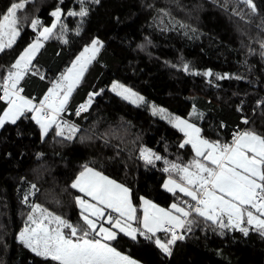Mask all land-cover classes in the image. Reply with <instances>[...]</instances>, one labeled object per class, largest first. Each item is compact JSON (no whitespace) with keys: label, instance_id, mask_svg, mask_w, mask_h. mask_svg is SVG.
Listing matches in <instances>:
<instances>
[{"label":"trees","instance_id":"trees-1","mask_svg":"<svg viewBox=\"0 0 264 264\" xmlns=\"http://www.w3.org/2000/svg\"><path fill=\"white\" fill-rule=\"evenodd\" d=\"M14 3L24 4L17 9L19 36L0 52V84L43 27L55 22L51 13L62 10L60 23L19 84L21 95L37 104L93 40L103 47L59 117L77 131L69 132L61 123L63 135L56 126L43 135L31 112L0 130V264H55L25 247L19 234L37 204L83 225L76 203L83 194L71 185L85 165L129 188L140 218L141 198L164 208L193 202L164 189L167 177L180 181L171 164L188 165L195 158L190 144L180 147L184 133L114 94V82L197 125L209 142L231 144L233 132L240 131L264 137V0H252L255 10L245 0H84L83 5L80 0H0V18ZM82 6L86 17L67 15ZM175 13L222 32L239 46ZM34 19L41 22L36 30ZM90 97V106L80 111ZM7 107L0 99V116ZM144 149L161 159L148 164L141 156ZM187 221L184 239L171 245V256L154 243L157 237L170 238L163 232L151 240L119 234L110 243L141 264H264V229L245 223V235L195 213Z\"/></svg>","mask_w":264,"mask_h":264},{"label":"snow or ice","instance_id":"snow-or-ice-1","mask_svg":"<svg viewBox=\"0 0 264 264\" xmlns=\"http://www.w3.org/2000/svg\"><path fill=\"white\" fill-rule=\"evenodd\" d=\"M93 2L99 3V0ZM80 3L83 5L84 0H80ZM245 3L255 10L252 0H245ZM23 7V3H14L7 14L0 18V52L6 47L10 48L19 35L17 9ZM51 15L55 17V22L51 27H43L36 41L11 65L12 70L7 72L4 82L0 84V91L3 92L0 99L5 100L8 105L7 110L0 116V128L6 122L15 124L25 112H32L34 115L31 118L39 125L44 135H47L52 126L59 130L58 135H63L65 128L61 123L69 132L77 131L76 127L67 121L60 122L59 117L65 111L87 66L103 47L98 39L84 48L72 67L52 85L39 104H34L32 100L20 95L23 91L19 87L20 81L30 71L36 53L43 46L40 37L45 40L49 38L52 30L61 21L62 10L58 7ZM67 15L83 18L88 15V11L82 6L79 12L69 11ZM40 23L38 19H34L31 23L33 30H36ZM5 36L8 37L6 42ZM187 70L186 65L185 71ZM206 75L210 76L211 72ZM117 89H122V92ZM113 91H117L118 95L123 94L124 99L137 97L136 93L123 88L122 85L114 84ZM91 102L90 97L87 104L81 106L80 111H86ZM132 102L135 103V100ZM174 126L186 137L180 147L190 144L196 159L188 165L171 164V169L180 174L182 183L169 177L164 187L173 194L178 190L194 203H188L187 208L173 204V212L141 198L144 207L140 218L132 203L130 189L85 165L71 185L83 193V197L76 198V203L81 209L83 225H73L38 204L32 205L33 213L39 212L40 215L36 218L31 214L28 216L29 223L19 234L20 242L36 256L51 260L55 264H137L110 243L117 239L118 233H123L133 240H136L137 234L150 240L158 232L170 234L167 241L157 237L154 243L163 253L171 256V245L184 239L176 229H182L188 223L186 218L193 213L220 228H236L245 235L249 230L248 227L241 226L245 223L256 229H264V137L245 131L236 136L231 144H221L203 139L199 128L179 117L175 118ZM66 138L71 139L72 136ZM141 156L148 164L153 163V158L161 159L148 149L142 150ZM169 170L164 169L165 172ZM111 213L117 215L114 217ZM225 217L227 224L224 223ZM101 220L111 227L98 225ZM137 221L141 227H132V222Z\"/></svg>","mask_w":264,"mask_h":264},{"label":"rangeland","instance_id":"rangeland-1","mask_svg":"<svg viewBox=\"0 0 264 264\" xmlns=\"http://www.w3.org/2000/svg\"><path fill=\"white\" fill-rule=\"evenodd\" d=\"M178 17H180L181 19H183V20H186L187 22H189L190 24H192L193 26H195L196 28H198L199 30H201V31H203V32H205V33H207V34H209L210 36H212V37H214V38H216V39H218V40H220V41H222V42H224V43H226V44H228V45H230V46H232V47H234V48H237L238 46H239V43L236 41V40H234V39H232L231 37H229V36H227V35H225V34H223L222 32H220V31H218V30H216V29H214V28H212V27H210V26H208V25H206V24H203V23H200V22H193V21H190V20H188L184 15H182V14H179V13H175ZM43 30V29H42ZM41 30V31H42ZM53 31V30H52ZM52 34V33H51ZM19 36V35H18ZM18 36H16V38H15V41H16V39L18 38ZM51 36V35H50ZM50 36H49V38H50ZM48 38V39H49ZM7 39H8V37L7 36H5L4 37V40H5V42L7 41ZM40 39H41V42H42V44H44V42L46 41V40H48V39H44L43 37H40ZM97 40V39H96ZM36 41V40H35ZM34 41V42H35ZM100 41V40H99ZM33 42V43H34ZM33 43H31V44H33ZM30 44V45H31ZM29 45V46H30ZM28 46V47H29ZM27 47V48H28ZM89 47V46H88ZM41 49V48H40ZM39 49V50H40ZM100 51V50H99ZM39 52V51H38ZM38 52L36 53V55H35V58H36V56H37V54H38ZM99 53V52H98ZM98 55V54H97ZM97 55H96V57H97ZM95 57V58H96ZM35 58H34V60H35ZM34 60L32 61V64H33V62H34ZM94 60H92L91 61V63L93 62ZM90 63V64H91ZM89 64V65H90ZM88 65V66H89ZM88 66H87V68H88ZM70 67H72V65L70 66ZM85 73V72H84ZM61 78V77H60ZM59 78V79H60ZM114 84H117V85H122L123 86V88H127V89H130L132 92H134V93H136L137 94V97H142L143 99L142 100H140V99H137V97H130L129 99H124V95L122 94V95H118L117 94V91H121L122 92V89H117V91H113V85ZM110 90L114 93V94H116L117 96H119V97H121L122 99H124V100H126V101H128V102H130L131 104H133V105H135V106H137V107H140V108H145V109H147V110H149V112L151 113V114H153V115H156L158 118H160L161 120H164L165 122H167V123H169L170 125H173L174 126V120H175V118L176 117H179V116H177L176 114H173L172 112H170L168 109H165V108H163V107H160V106H158V105H156V104H154V103H152V102H150V101H148L145 97H143V96H141L140 94H138L137 92H135L134 90H132L131 88H129V87H127L126 85H123V84H121V83H119V82H114L112 85H111V87H110ZM20 95H21V93H20ZM133 100H135V103H133L132 101ZM33 103L34 104H37V103H35L34 101H33ZM161 110H163V111H161ZM32 113V112H31ZM33 115H34V113H32ZM180 118V117H179ZM180 119H182V118H180ZM182 120H185V119H182ZM188 123H191V124H193L192 122H190V121H188V120H186ZM6 123H10V122H6ZM5 123V124H6ZM4 124V125H5ZM193 125H195V124H193ZM197 128H199L197 125H195ZM51 129V128H50ZM49 129V130H50ZM200 129V128H199ZM0 130H1V128H0ZM41 131H42V129H41ZM42 134H43V132H42ZM44 135V134H43ZM149 150V149H148ZM194 159H196V156H195V158ZM172 178V177H171ZM111 179V178H110ZM173 179V178H172ZM113 180V179H112ZM173 180H175V179H173ZM168 181H169V177H167L166 178V180H165V183H164V185L166 184V183H168ZM177 182H180V183H182V181L180 180V181H178V180H176ZM117 183H119V182H117ZM120 184V183H119ZM122 185V184H121ZM124 186V185H123ZM171 186V185H170ZM126 187V186H125ZM129 189V188H128ZM164 189L165 190H167L165 187H164ZM168 191V190H167ZM131 192V191H130ZM169 192V191H168ZM176 192H178V193H181V192H179L178 190L176 191ZM172 193V192H171ZM181 194H183V193H181ZM189 198V197H188ZM85 199H89V198H85ZM190 199V198H189ZM132 200V199H131ZM144 200H148V199H144ZM191 200V199H190ZM149 201H151V200H149ZM152 202V201H151ZM153 204H155L154 202H152ZM155 205H157V204H155ZM177 205H179V204H177ZM158 207H160V208H163V209H165V210H171V211H173L174 212V209H172L171 207L170 208H164V207H162V206H159V205H157ZM179 206H181V207H185V208H187L186 206H182V205H179ZM143 207H144V205H142V215H143ZM109 212L111 211V210H108ZM114 217L117 215L116 213H111ZM33 216H34V218H36V217H39V215H40V213L39 212H36V213H33L32 214ZM106 215H107V213H106ZM188 218V217H187ZM186 218V219H187ZM27 223H29L28 222V219H27ZM26 223V224H27ZM136 222H132V227H139V226H137L136 224H135ZM224 223L225 224H227L228 223V221H227V217H225L224 218ZM99 224H103V226L104 227H111V225H109V224H107L105 221H103V220H101V221H98V225ZM242 226V225H241ZM141 227V226H140ZM229 228H232V227H229ZM178 229H180V228H178ZM114 231H118L117 229H113ZM159 233V232H158ZM119 234H123V233H118V235ZM124 235V234H123ZM139 236V234H137V237ZM136 237V238H137ZM124 255V254H123ZM129 257V256H128ZM131 258V257H130ZM131 259H133V258H131ZM134 260V259H133ZM136 261V260H135ZM137 262V261H136ZM137 264H141V263H139V262H137Z\"/></svg>","mask_w":264,"mask_h":264},{"label":"built area","instance_id":"built-area-1","mask_svg":"<svg viewBox=\"0 0 264 264\" xmlns=\"http://www.w3.org/2000/svg\"><path fill=\"white\" fill-rule=\"evenodd\" d=\"M240 133H242V131H240V132H233V137H232V140L231 141H233V139L236 137V136H238ZM176 231H177V233L178 234H180L181 235V231L179 230V229H176Z\"/></svg>","mask_w":264,"mask_h":264},{"label":"water","instance_id":"water-1","mask_svg":"<svg viewBox=\"0 0 264 264\" xmlns=\"http://www.w3.org/2000/svg\"><path fill=\"white\" fill-rule=\"evenodd\" d=\"M209 72H211V71H209ZM211 76V75H210ZM210 76L208 75V78H210Z\"/></svg>","mask_w":264,"mask_h":264},{"label":"crops","instance_id":"crops-1","mask_svg":"<svg viewBox=\"0 0 264 264\" xmlns=\"http://www.w3.org/2000/svg\"><path fill=\"white\" fill-rule=\"evenodd\" d=\"M83 194V193H82Z\"/></svg>","mask_w":264,"mask_h":264}]
</instances>
